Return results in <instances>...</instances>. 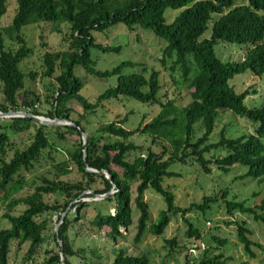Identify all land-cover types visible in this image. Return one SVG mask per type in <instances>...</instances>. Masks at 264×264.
I'll return each instance as SVG.
<instances>
[{
    "label": "trees",
    "instance_id": "1",
    "mask_svg": "<svg viewBox=\"0 0 264 264\" xmlns=\"http://www.w3.org/2000/svg\"><path fill=\"white\" fill-rule=\"evenodd\" d=\"M8 1L0 0V21L6 13ZM239 1L242 0H15L16 10L10 25L3 28L0 24V85L3 95L0 112H23L67 121L75 124L76 128L41 126L25 118L0 119V198L11 210L24 207L19 215L6 213L2 218L9 228L0 231V264H9L12 242H17L19 248L28 244L26 259L47 242L50 223L44 218L47 214L56 217L59 224L58 231L52 234L56 250L46 251L39 264H60V253L64 257L63 264H73L74 257L80 258L81 264H149L146 253L131 255L115 248H112L113 259L109 263L102 262V257L94 252L87 260L74 251L70 234L76 225L87 223L94 234L104 232L105 238L114 246L124 236L123 231L134 225L136 216L133 243L137 247L146 234L153 238L162 237L171 216L177 215L184 219V237L191 245L190 249L202 253L200 259L187 260L185 264H226L222 254L226 241L212 236L207 244L201 232L185 218L194 212L205 214L209 204L218 200L204 198L200 205L178 208L174 194L165 189L163 182L164 179L178 178L177 174L169 171L171 166H185L189 162L197 165L205 175H210V166L224 175L235 167H242L247 172L237 180L250 178L261 182L264 178V105L258 109H247L244 100L256 92L247 89L237 94L229 86V81L236 75L251 73L255 77L264 76V17L260 15L264 12V0ZM168 10L179 11L170 24L165 18ZM38 24H50L51 33L57 34H61L62 25L70 27L68 50L46 52L42 58L40 80L46 93L45 103L50 107L45 113L39 110L40 96L25 91L26 75L20 68L31 54L21 31L26 26ZM117 24L129 28L139 26L165 43L159 63L165 68L170 60L168 71L181 73L182 81L187 83L186 103L177 106L174 100L160 96L159 71L152 70L146 77L147 68L132 62L121 63L111 71L101 72L94 68L92 49L119 53L121 47L97 44L92 33ZM209 24H212L210 39H201ZM4 38L18 45L15 52L5 51ZM220 42L247 45L244 59L239 63L220 61L214 52L215 45ZM191 64L195 67L193 75ZM76 67L99 80L116 77V86L88 102L80 95L84 86L74 75ZM135 67H142V72L123 75L124 69ZM29 77L34 79L35 75L30 74ZM20 96L22 101L19 103ZM120 98L157 106L159 112L149 123L141 122L133 131L123 128L126 117L103 125L88 134L84 144L81 133L87 132L82 121L103 103ZM71 102L81 105L83 113L80 120L72 119L68 108ZM219 111H230L250 121L255 126L254 134L235 139L222 136L217 143H209ZM198 123H201L203 133L194 139V126ZM31 129L34 133L29 145L24 149L15 147L12 138ZM73 134L79 138L78 141L65 150V160L54 164L53 154L59 153L55 142H65ZM134 137L146 139L149 145L136 144L132 140ZM213 152H224L225 156L206 159ZM45 155L53 163V178L42 177L41 184L33 188L31 194L13 199L23 188L22 172L32 171ZM85 168L95 173H88ZM102 171L109 173L112 182L100 174ZM73 172L79 176L78 181L62 180ZM147 191L158 195L165 204V210L160 212L154 223L150 222L149 206L144 201ZM86 192L110 195L94 201L93 195ZM49 195L57 198L52 204L44 200ZM228 196L227 191H222L220 199L225 214L231 220L229 224L236 227L238 243L246 256L254 260L253 249L264 254V248L252 240L250 231L235 218L237 214L248 216L264 227V199L257 206L246 207L245 203L229 200ZM89 210L93 217L85 222ZM163 242L170 253L177 246L175 240ZM201 245L205 246L204 250H201Z\"/></svg>",
    "mask_w": 264,
    "mask_h": 264
},
{
    "label": "rangeland",
    "instance_id": "2",
    "mask_svg": "<svg viewBox=\"0 0 264 264\" xmlns=\"http://www.w3.org/2000/svg\"><path fill=\"white\" fill-rule=\"evenodd\" d=\"M244 1V0H242ZM241 1V2H242ZM240 2V1H239ZM240 2V3H241ZM16 10L15 0H9L7 10L2 17L1 27L10 25ZM179 15V11L168 10L165 13L166 22L168 24ZM264 17V12H260ZM212 24H209L208 30L201 37V39H210ZM61 34L51 33L50 24H38L26 26L22 29L21 34L26 40L27 47L31 49V54L20 65L21 70L26 75L25 91L27 93H35L40 96L41 104L39 110L47 112L50 108L45 103V89L44 84L40 80V73L43 70V55L46 52L58 53L68 50L70 43L69 25L65 24L61 27ZM92 37L97 44L108 47H121L119 53H102L94 49L91 50L92 59L95 64V69L101 72L111 71L118 65L124 62H132L140 64L147 68L148 72L156 70L160 72V82L162 86L161 97H167L174 100L177 106H182L188 101L187 83L181 79V73L175 70L172 74L168 71L171 61L166 62L165 68L159 63L162 56L165 43L158 39L152 32L145 30L139 26L131 28L123 24H117L102 32H93ZM264 42V38H263ZM18 45L4 38V49L7 52H15ZM247 45L218 43L214 47L216 57L223 63H239L244 59ZM192 74L195 73V67L191 64ZM142 67L126 68L123 70V75L133 73H141ZM30 74L35 75L34 79L29 77ZM74 75L83 83V89L80 95L88 102H92L97 96L104 91L114 88L116 86V77H111L105 80H99L86 74L80 67L74 69ZM229 86L237 94L243 93L250 89L256 92V95H250L244 100V106L247 109H258L264 105V76L255 77L251 73L236 75L229 81ZM22 97L19 98V103ZM3 102L2 86L0 85V104ZM71 109V117L73 120H80L83 110L78 102H71L68 104ZM159 112L157 106H146L141 103L120 98L103 103L94 114L86 116L82 121L85 127V136L94 133L103 125L110 124L115 121L127 118V122L123 128L127 131L135 130L141 122L149 123ZM23 113V112H21ZM7 120V119H2ZM255 126L245 118L236 116L230 111H219L215 120V128L209 138V143H217L223 136L227 139H235L241 136L253 135ZM34 130L31 129L26 134L14 136L12 141L15 147L24 149L32 140ZM203 133L201 123L194 126V139L199 138ZM76 135L69 136L65 142L56 141V147L59 153L53 154L54 164L66 159L65 150L71 148L74 141H78ZM136 144L148 146L149 142L144 138L134 137L132 139ZM264 144V140H263ZM213 157H223L224 152H213L206 156V159ZM52 161L45 155L44 158L34 167L30 172H22L23 188L15 194L13 199H20L33 192V188L41 184L40 179L47 177L53 178ZM210 175L203 174L199 167L191 162L185 166L175 164L170 167L169 171L178 175L176 179H164L163 186L165 189L171 191L175 196V205L178 208H187L191 204H202L204 198H216L217 203L209 204L208 210L205 214L201 212H194L188 214V218L195 228H197L203 235L205 242L209 244L210 238L216 237L220 240L226 241V246L222 250L223 257L226 264H264V254L258 250L253 249L256 258L249 259L243 247L238 243L236 227L230 225L231 220L225 214L224 205L220 199L221 192H228V199H236L237 202L245 203L246 207H254L260 204L264 199V178L261 182L254 181L250 178L244 180H237V178L246 174L247 170L242 167H235L227 175L221 174L214 166L209 167ZM80 178L73 172L68 177L62 178L65 181H78ZM237 180V181H236ZM12 199V200H13ZM57 198L55 196H45L44 200L47 204H52ZM94 200V199H93ZM90 202L91 200H85ZM144 201L149 206L150 222L154 223L161 211L165 210L163 200L153 193L147 191L144 195ZM75 203V202H74ZM73 203V204H74ZM72 204V205H73ZM24 210V207L18 206L11 210L8 204L2 202L0 198V231L9 228L7 221L3 220L6 213L11 215H19ZM70 208H68L69 212ZM109 211L112 212V209ZM66 216V214H65ZM93 212L89 210L85 215V222L91 220ZM44 218L50 223L48 225L47 242L40 246L36 253L29 259H26L29 249L28 244L17 246V242H12L10 245L9 264H39L45 258V252L50 249H55V242L52 240V234L56 232L57 219L54 216L47 214ZM235 221L243 224V226L252 234L251 238L256 243L264 248V227L256 224L248 216L236 215ZM135 223L128 230L123 231L124 236L117 240L113 246L104 236V232L94 234L89 225L80 223L76 225L75 230L70 234V243L74 251L79 256H84L87 260L91 259V252L99 254L102 257V262H111L112 248L122 249L127 254L139 255L140 252L146 253L149 259V264H185L186 261H196L202 257V253L193 251L188 240L184 237L186 226L181 215L171 216L170 223L166 228L164 234L160 238H153L146 234L139 246L133 243L135 237ZM163 240H175L176 247L170 253ZM189 247V251L187 250ZM204 249L205 246L203 245ZM201 248V247H200ZM203 249V250H204ZM56 250V249H55ZM170 253V255H169ZM212 252H210L211 254ZM198 257V258H197ZM73 264H81L80 258L74 257Z\"/></svg>",
    "mask_w": 264,
    "mask_h": 264
},
{
    "label": "water",
    "instance_id": "3",
    "mask_svg": "<svg viewBox=\"0 0 264 264\" xmlns=\"http://www.w3.org/2000/svg\"><path fill=\"white\" fill-rule=\"evenodd\" d=\"M14 118L29 119V120L33 121L35 124H38V125H41V126H50V127L70 126V127L76 128L75 124L67 122V121H59L57 119L50 120V119H46V118H43V117H35L33 115H30V114H27V113H21V112H9V113H6V114H3V113L0 112V119H14ZM78 131L81 132V129L78 128ZM81 137H82V140H83L84 144H86V136H85V134L81 133ZM85 157H86V154L84 152V158ZM85 170L88 173H95V171H92V170H90L88 168H85ZM100 174L105 175L107 180L112 182V179H111L109 173H107L105 171H102V172H100ZM113 188H115L114 185H113ZM86 193L93 195L94 201L103 200L108 195H110V194H107V195H104V196H98V195L93 194L92 192H86ZM65 214L62 215V219L65 217ZM58 228H59V224L57 225L56 232L58 231ZM60 251H61V247H60ZM60 257H61V259H60L61 263L60 264H63L64 263V257H63L62 253H60Z\"/></svg>",
    "mask_w": 264,
    "mask_h": 264
},
{
    "label": "built area",
    "instance_id": "4",
    "mask_svg": "<svg viewBox=\"0 0 264 264\" xmlns=\"http://www.w3.org/2000/svg\"><path fill=\"white\" fill-rule=\"evenodd\" d=\"M200 247H201V250H203V249H204L203 245H201ZM193 251H194V250H193ZM195 252H196V251H195Z\"/></svg>",
    "mask_w": 264,
    "mask_h": 264
}]
</instances>
